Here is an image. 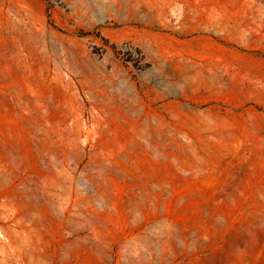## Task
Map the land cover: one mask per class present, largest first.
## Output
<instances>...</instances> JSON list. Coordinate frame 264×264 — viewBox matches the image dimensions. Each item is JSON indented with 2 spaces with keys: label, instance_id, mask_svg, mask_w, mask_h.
Masks as SVG:
<instances>
[{
  "label": "rangeland",
  "instance_id": "rangeland-1",
  "mask_svg": "<svg viewBox=\"0 0 264 264\" xmlns=\"http://www.w3.org/2000/svg\"><path fill=\"white\" fill-rule=\"evenodd\" d=\"M0 264H264V0H0Z\"/></svg>",
  "mask_w": 264,
  "mask_h": 264
}]
</instances>
